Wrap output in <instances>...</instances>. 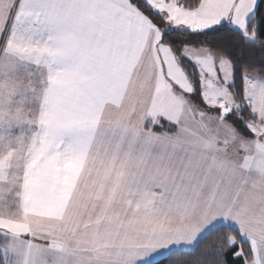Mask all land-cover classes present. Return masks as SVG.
Instances as JSON below:
<instances>
[{
	"label": "snow or ice",
	"instance_id": "obj_1",
	"mask_svg": "<svg viewBox=\"0 0 264 264\" xmlns=\"http://www.w3.org/2000/svg\"><path fill=\"white\" fill-rule=\"evenodd\" d=\"M262 9L0 0V264H264Z\"/></svg>",
	"mask_w": 264,
	"mask_h": 264
},
{
	"label": "trees",
	"instance_id": "obj_2",
	"mask_svg": "<svg viewBox=\"0 0 264 264\" xmlns=\"http://www.w3.org/2000/svg\"><path fill=\"white\" fill-rule=\"evenodd\" d=\"M201 39L213 46H223L225 40L231 41V37L229 34H224L223 36H215L210 34L209 36L202 37ZM236 42L237 41H231L232 51L239 59L244 61L245 66L249 67L250 70L255 69L256 71L264 72V68H261V61H264V50H261L260 46L237 48L235 47ZM241 131H243V128H241ZM215 243L216 237L213 236L200 245V251H203L206 246L214 245ZM245 247L247 246L245 245ZM193 259H195L194 255L186 253H176L173 255H166L165 257L158 259V262L159 264H191V261ZM221 259H225L227 261V264H242V261L234 260L230 252Z\"/></svg>",
	"mask_w": 264,
	"mask_h": 264
},
{
	"label": "crops",
	"instance_id": "obj_3",
	"mask_svg": "<svg viewBox=\"0 0 264 264\" xmlns=\"http://www.w3.org/2000/svg\"><path fill=\"white\" fill-rule=\"evenodd\" d=\"M166 255H167V254H165L164 256L158 257L157 259L163 258V257H165Z\"/></svg>",
	"mask_w": 264,
	"mask_h": 264
},
{
	"label": "rangeland",
	"instance_id": "obj_4",
	"mask_svg": "<svg viewBox=\"0 0 264 264\" xmlns=\"http://www.w3.org/2000/svg\"><path fill=\"white\" fill-rule=\"evenodd\" d=\"M246 119L248 118V117H245Z\"/></svg>",
	"mask_w": 264,
	"mask_h": 264
}]
</instances>
